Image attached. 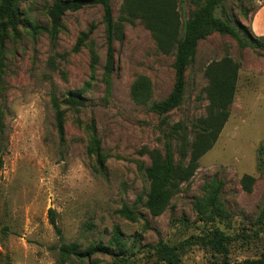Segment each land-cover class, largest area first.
<instances>
[{"label": "rangeland", "instance_id": "1", "mask_svg": "<svg viewBox=\"0 0 264 264\" xmlns=\"http://www.w3.org/2000/svg\"><path fill=\"white\" fill-rule=\"evenodd\" d=\"M156 4L165 25L163 39L144 13L127 0H111L114 16L109 58L103 8L89 3L68 10L58 35L50 32L54 0H20L21 24L0 45V264H114L118 252L132 264H168L155 246H179L206 238L214 226L230 236L231 263L264 264V50L240 48L231 36L213 31L202 39L186 72L182 102L160 112L152 108L172 93L183 24L196 8L191 0H142ZM222 11L264 35V0H226ZM83 38L80 46L77 42ZM230 55L240 66L237 89L214 146L195 158L205 123L216 114L205 71ZM61 104L65 138L56 127L54 101ZM93 129L104 163L93 146ZM171 143L174 163L190 168L179 179L165 211L146 205L148 168L165 159ZM254 177L250 190L243 176ZM223 183L225 220L200 215L208 185ZM127 205L133 217L120 213ZM56 212L61 234L51 223ZM119 241V244L117 242ZM102 242L109 253L62 263L58 247L86 250ZM114 254V255H112ZM181 264H222V256L199 241L187 245Z\"/></svg>", "mask_w": 264, "mask_h": 264}, {"label": "trees", "instance_id": "2", "mask_svg": "<svg viewBox=\"0 0 264 264\" xmlns=\"http://www.w3.org/2000/svg\"><path fill=\"white\" fill-rule=\"evenodd\" d=\"M131 3L134 9L144 13L149 27L154 33L160 35L163 39L166 38L165 25L158 6L150 1L142 0H127ZM197 8L191 12L189 18L183 24V36L178 43L176 49L175 60L173 68L175 71L174 89L168 99L162 103H157L152 106L153 109L160 112L170 110L176 107L184 97L186 87V72L187 69L196 59L199 43L209 33L216 31L227 34L236 40L240 48H254L264 50V35L255 34L249 27L239 19H231L225 11L219 15L218 11L223 10L226 0H191ZM20 0H0V45L4 46L9 32H17L21 24V13L19 9ZM91 3H98L102 6L104 12V21L106 24V36L109 51V58L112 59L113 37H114V16L111 5V0H54L52 7L49 10L50 16V32L55 38L58 35L61 20L68 10H77L81 7ZM80 38L77 46L83 42ZM240 66L230 56L226 55L220 62H216L206 68V75L211 82V98L216 107V114L205 123L202 129V134L199 137V145L195 148V158H199L205 152L210 150L217 141L226 121L229 118L228 108L234 100L237 82L239 76ZM76 92H70L68 97L61 102L54 101L56 108V127L60 138L64 141L65 138V115L64 111L60 109L61 104L73 105L79 98ZM93 146L89 149L90 154L97 156L98 162L103 166L104 159L100 151L99 141L96 137V131L93 129ZM260 161L264 156V145L262 144L258 149ZM190 168L178 167L174 163L172 155L171 143L166 144V155L163 161L157 160L148 168L147 172L151 179V188L147 197L146 205L155 216L162 214L170 203L173 191L176 188V183L179 179H187L189 177L188 171ZM254 183V177L245 174L243 176V185L247 190H250ZM209 192L205 205L200 212L201 218L205 222L214 224L217 220H225L224 210L220 203L221 189L223 183L219 180H214L208 185ZM120 213L127 217H133L134 212L125 205L120 210ZM51 223L56 229L57 233L61 234V229L58 226L56 219V212L50 209ZM259 220L264 222V202ZM206 238L197 237L195 239H188L185 243L179 246H170L166 243H159L155 246V253L160 260L168 264H181L182 253L187 245L199 243V241L208 245L212 250L222 256V264H233L230 262L229 241L228 236L223 229L214 226ZM119 244V241L117 242ZM59 256L62 263H65L71 258L80 260H90L95 253L105 252L109 253L108 248L102 243L80 250L78 244H61L58 247ZM114 255V254H112ZM133 253L129 250L118 252L114 255V264H132ZM251 262H242L236 264H250Z\"/></svg>", "mask_w": 264, "mask_h": 264}]
</instances>
